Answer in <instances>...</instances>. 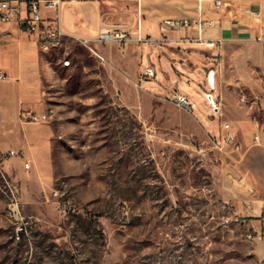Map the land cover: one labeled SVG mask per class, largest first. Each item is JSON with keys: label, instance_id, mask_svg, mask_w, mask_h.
<instances>
[{"label": "rangeland", "instance_id": "rangeland-1", "mask_svg": "<svg viewBox=\"0 0 264 264\" xmlns=\"http://www.w3.org/2000/svg\"><path fill=\"white\" fill-rule=\"evenodd\" d=\"M136 11L102 3L107 26L130 32ZM142 14L160 37L159 12L143 0ZM180 36L91 43L105 61L81 37L42 47L34 111L53 112L51 169L0 151V264H264V242L233 221L264 217V43Z\"/></svg>", "mask_w": 264, "mask_h": 264}, {"label": "crops", "instance_id": "crops-1", "mask_svg": "<svg viewBox=\"0 0 264 264\" xmlns=\"http://www.w3.org/2000/svg\"><path fill=\"white\" fill-rule=\"evenodd\" d=\"M226 1L229 6L221 12L215 11L208 1L202 10L197 0H144V5L149 12L157 10L160 14L154 33L157 35L160 34V20L195 18L201 13L219 20L217 26L206 32V38L213 40L214 46L229 39L256 41L263 35L260 26L264 19V0ZM102 3L103 0H59V11L43 5L42 17L46 21L53 20L59 12L67 35L91 38L107 26ZM88 5L90 12L84 8ZM255 11L261 13L260 19L254 17ZM213 29L216 31L212 33ZM143 31L142 22V34ZM44 65L41 43L23 31L18 22L0 26V72L4 75L0 79V151L22 152L21 167L29 162L31 170L44 171L47 175L51 169L52 127L45 123L23 122L20 118L22 109L35 112L41 100Z\"/></svg>", "mask_w": 264, "mask_h": 264}, {"label": "built area", "instance_id": "built-area-1", "mask_svg": "<svg viewBox=\"0 0 264 264\" xmlns=\"http://www.w3.org/2000/svg\"><path fill=\"white\" fill-rule=\"evenodd\" d=\"M127 1L135 2L137 4V15H135L134 21L136 29L133 32L124 29L122 26L110 25L102 28L94 38H80L100 60L105 61L106 58L91 46V43L93 42L111 43L136 40L137 42L149 43L154 40L164 41L168 38L170 33H178L181 35L180 38L184 41L206 43L208 47L214 46L213 40L206 38V32L208 29L217 26L219 20L209 18L202 13L195 18H164L159 22L160 37L153 38L152 36H144L142 34V0ZM206 1H208L212 8L217 12L224 11L225 8L229 6V3L226 0H197L199 9L202 10L203 4ZM43 5L48 8H57L59 11V0H0V9L3 10V17H0V26L4 23L16 21L19 23L21 29L40 42L44 49L56 46L68 35L62 26L59 12L53 20L46 21L43 19L41 10ZM253 14L255 18H261V13L259 11H255ZM190 32L194 33L190 34ZM256 41L262 45L264 43V35L258 36ZM144 74L148 78H153L155 77L156 72L153 67L148 66L145 69ZM2 78H4V75L0 72V79ZM211 98L213 100L212 96ZM176 101L181 106H190V102L184 96H178ZM52 114L53 112L51 111L36 113L22 109L20 118L23 122L46 123L51 118ZM223 127L225 131V141L233 145L235 150H239L240 144L236 141V129L228 122L223 124ZM252 142L254 144H261V136L259 132H255L252 135ZM10 155L17 156L19 153L12 150L10 151ZM29 166L30 163L26 162L25 167L29 168ZM233 221L239 224L243 229V234L247 241L253 243L264 242V217L256 219L251 217L240 218L236 216L233 217Z\"/></svg>", "mask_w": 264, "mask_h": 264}, {"label": "bare ground", "instance_id": "bare-ground-1", "mask_svg": "<svg viewBox=\"0 0 264 264\" xmlns=\"http://www.w3.org/2000/svg\"><path fill=\"white\" fill-rule=\"evenodd\" d=\"M0 17H3V10L2 9H0ZM214 73H212V74H210V78H209V81H210V85H211V87L212 88H215V79H214ZM212 97H213V100H210V97H209V101L212 103H214V104H216L215 103V99H214V95H212V94H210ZM210 95H208V96H210Z\"/></svg>", "mask_w": 264, "mask_h": 264}, {"label": "water", "instance_id": "water-1", "mask_svg": "<svg viewBox=\"0 0 264 264\" xmlns=\"http://www.w3.org/2000/svg\"><path fill=\"white\" fill-rule=\"evenodd\" d=\"M209 97H210V100H212L211 95Z\"/></svg>", "mask_w": 264, "mask_h": 264}]
</instances>
